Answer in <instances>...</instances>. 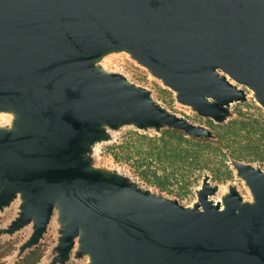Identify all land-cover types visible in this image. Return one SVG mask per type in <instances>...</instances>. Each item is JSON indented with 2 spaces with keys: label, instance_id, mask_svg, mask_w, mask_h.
I'll list each match as a JSON object with an SVG mask.
<instances>
[{
  "label": "water",
  "instance_id": "obj_1",
  "mask_svg": "<svg viewBox=\"0 0 264 264\" xmlns=\"http://www.w3.org/2000/svg\"><path fill=\"white\" fill-rule=\"evenodd\" d=\"M123 49L177 100L221 120L252 90L264 107V0H0V109L18 114L0 129L2 200L22 192L23 218L41 234L56 203L63 255L80 236L89 264H264V170L238 163L254 196L215 205L207 180L185 207L125 180L108 179L78 156L98 125H165L195 137L210 131L158 107L93 61Z\"/></svg>",
  "mask_w": 264,
  "mask_h": 264
},
{
  "label": "rangeland",
  "instance_id": "obj_2",
  "mask_svg": "<svg viewBox=\"0 0 264 264\" xmlns=\"http://www.w3.org/2000/svg\"><path fill=\"white\" fill-rule=\"evenodd\" d=\"M93 63L103 74L122 77L127 84L147 94L158 107L174 116L210 130L221 125L212 117L201 116L191 106L180 103L177 100V91L165 85L161 78L153 75L126 50L115 49L102 52ZM233 84L244 90L245 98L225 106L227 114L224 116L223 123L239 119L240 112L255 113L257 108L264 110L252 90L235 82ZM17 119L18 114L14 110L0 109L1 130H15ZM97 128L99 136L85 144L78 154L91 170L101 173L108 179L121 178L152 196L170 199L185 207H193L198 203V193L203 186L202 179L188 188L180 187L174 184V181L171 183H160L157 180H153V183L144 182L138 174L139 170L133 166V161L121 157L124 144L132 135L143 134L149 138H159L166 130L165 125L139 126L134 122H122L112 126L107 122H100ZM181 146H184V143H181ZM253 166L264 170V163L256 162ZM230 168L229 178L219 181H212L211 178L207 180L214 189L209 199L215 205L223 206L225 198L235 191L239 194L241 203H253L254 196L246 180L236 166L230 165ZM162 169L161 163L155 162L153 171L160 178L165 175ZM207 174L209 177L212 176L210 173ZM24 202L22 192H17L8 200H2V188H0V251L4 245L8 247L7 256L4 259L7 264L18 261L36 246L44 250L39 264H89L91 262L88 253L79 254L80 236L74 238L73 246L63 255V234L68 221L62 220L58 203L55 204L44 231L36 236L37 222L34 216L28 222L20 223L23 218Z\"/></svg>",
  "mask_w": 264,
  "mask_h": 264
},
{
  "label": "trees",
  "instance_id": "obj_3",
  "mask_svg": "<svg viewBox=\"0 0 264 264\" xmlns=\"http://www.w3.org/2000/svg\"><path fill=\"white\" fill-rule=\"evenodd\" d=\"M239 117L227 123H223L225 117L216 120L221 125L208 129L209 137L191 136L169 126L159 138L134 134L124 144L121 157L133 161L144 182L174 181V184L188 188L201 179L203 182L210 178L212 181L227 179L231 176L230 165L264 163V110L240 112ZM155 162L163 167L165 175L161 178L153 171ZM7 251L8 247L4 245L0 251V264H7L4 261ZM43 255L44 250L36 246L13 264H39Z\"/></svg>",
  "mask_w": 264,
  "mask_h": 264
},
{
  "label": "bare ground",
  "instance_id": "obj_4",
  "mask_svg": "<svg viewBox=\"0 0 264 264\" xmlns=\"http://www.w3.org/2000/svg\"><path fill=\"white\" fill-rule=\"evenodd\" d=\"M251 94H252V93H251ZM253 95L255 96L254 92H253ZM254 96H253V97H254Z\"/></svg>",
  "mask_w": 264,
  "mask_h": 264
}]
</instances>
